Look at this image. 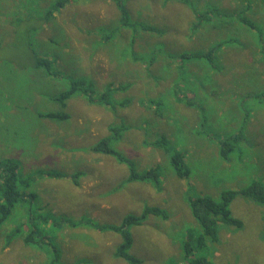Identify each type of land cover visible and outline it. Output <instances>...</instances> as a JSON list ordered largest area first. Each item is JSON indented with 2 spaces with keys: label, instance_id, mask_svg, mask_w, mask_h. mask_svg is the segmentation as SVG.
I'll return each instance as SVG.
<instances>
[{
  "label": "rangeland",
  "instance_id": "374dc122",
  "mask_svg": "<svg viewBox=\"0 0 264 264\" xmlns=\"http://www.w3.org/2000/svg\"><path fill=\"white\" fill-rule=\"evenodd\" d=\"M119 1L123 9L76 0L45 23L53 0H0V165L18 164L26 195L0 228V264H127L115 256L119 234L100 228L146 209L165 218L130 227L129 254L189 264L183 244L202 230L188 200L264 185V0ZM14 16L27 24L14 28ZM34 57L52 60L60 78ZM76 81L92 85L93 103L80 92L52 100ZM108 138L138 174L154 170L152 181L129 184L126 164L96 152ZM175 152L190 172L184 182ZM252 203L230 205L250 246L223 229L215 264H264V233L254 243L262 205ZM30 223L39 247L24 243Z\"/></svg>",
  "mask_w": 264,
  "mask_h": 264
},
{
  "label": "trees",
  "instance_id": "16d2710c",
  "mask_svg": "<svg viewBox=\"0 0 264 264\" xmlns=\"http://www.w3.org/2000/svg\"><path fill=\"white\" fill-rule=\"evenodd\" d=\"M76 0H53L49 6V11L46 12L43 21L49 22L53 19V15L58 13L60 10L63 11L65 6L74 2ZM119 8H122V4L119 0H113ZM60 11V12H61ZM196 20L199 21L201 19V15L199 12L194 11ZM2 16V15H1ZM15 19L11 20V25H14V28L21 27L22 23L27 24L28 20H21V18L14 16ZM250 26H253L249 24ZM41 26L37 27L39 30ZM34 29V28H32ZM210 53L203 55H190L187 56L188 59H202L203 57L209 58ZM34 67L37 69H43L45 74L51 78H60V72L54 68V62L49 59L34 57ZM86 84L83 82H73L69 89L62 92L59 96L52 98L53 101L58 104L64 105V103L76 92H80L82 97H84L88 103H93V89L92 85H87V90L84 88ZM82 87V88H81ZM106 100V95H102L100 97V102ZM189 105V103H188ZM202 110V109H201ZM201 110H199L201 112ZM203 112H201L202 114ZM46 118H53L57 121L67 120L68 116L62 114H46ZM110 139H104L97 146H95L96 152L102 150L106 152L107 155H111L117 159L118 162L126 164L128 171V181L133 182L136 179H140L142 181H150L152 177V173L154 170L150 169L144 173L138 174L134 170L133 164H130L126 159L119 156L113 149L110 148ZM163 140L157 142V145ZM223 146L227 147L225 142H220ZM229 151L231 149L228 147L224 152L222 151L223 158H228ZM171 167L175 173V175L179 179H187L190 176V172L185 167L183 163V155L178 152L173 153L170 156ZM18 164L15 162H6L0 165V228L6 223V221L12 215L16 206L23 204L26 195L21 194V189L19 188L23 183L20 180V174L18 170ZM140 175V176H139ZM48 177H56L52 175H48ZM156 184L158 183L157 178H153ZM152 181V180H151ZM30 196V195H29ZM241 196L245 199L261 204L264 207V185L254 181L248 188L241 191H225L221 194L220 200L215 201L209 197H197L195 199L188 200V204L190 205L192 217L195 222L201 227V233L194 237L195 239L191 240L192 237L187 235L188 240L183 244V254L184 257L189 258L192 257L191 262L189 264H214L213 256L214 249L216 250V246L219 242V234L223 231V229H228L229 232L240 230L242 227V223L235 218L230 210V205L236 199V197ZM149 216H156L165 218V215L161 213L157 209H146L140 215L137 216H128L126 217L120 226H103L100 229L113 231L121 237V242L116 249L115 256L116 258L122 259L127 264H141L140 261L129 254V249L133 243V239L128 232V229L133 226H140L142 223L146 221ZM28 221L32 222V218L28 216ZM43 221V220H42ZM93 223L92 221H88ZM32 225L30 223V230H28V234L24 236V243L31 244L36 247H39L40 244L35 240L36 229H31ZM197 237V238H196ZM216 244V246H215ZM212 250V254L210 255V250ZM201 252V253H200ZM199 256H196L199 254ZM217 254V252H216Z\"/></svg>",
  "mask_w": 264,
  "mask_h": 264
},
{
  "label": "crops",
  "instance_id": "0c3cea01",
  "mask_svg": "<svg viewBox=\"0 0 264 264\" xmlns=\"http://www.w3.org/2000/svg\"><path fill=\"white\" fill-rule=\"evenodd\" d=\"M251 24V23H250ZM251 25H253V24H251ZM250 28H255V26L253 25V26H250V25H248ZM218 47H220L221 45H217ZM250 137V136H249ZM245 138H248V136H245ZM177 177V176H176ZM127 178H128V176H127ZM178 178V177H177ZM188 179V178H187ZM183 181L182 182H184V180L185 179H182ZM129 184H130V182H129ZM241 197V196H240ZM246 202H250L252 205H255V204H253L251 201H249V200H247L246 199ZM257 207H259V209H260V215L262 214L263 215V218H262V216H260V218H259V220L257 221V228H258V232L256 233V235H257V240L256 241H254V243H257V244H260V242H262L263 243V239H261V238H263V233H264V207H262V206H258V205H256ZM231 213H232V211H231ZM241 230H236V231H231V232H234L233 234H232V236H230L229 238L232 240V244H236V246H244V247H248V246H250V242H248V241H245L246 239H245V234L243 235V236H238V235H240V234H238L237 232H240ZM218 255V254H217ZM216 256L214 255V257H213V261L216 259L215 258ZM215 264V263H214Z\"/></svg>",
  "mask_w": 264,
  "mask_h": 264
}]
</instances>
